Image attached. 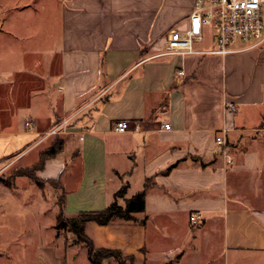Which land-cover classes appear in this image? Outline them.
I'll list each match as a JSON object with an SVG mask.
<instances>
[{
  "label": "crops",
  "instance_id": "1",
  "mask_svg": "<svg viewBox=\"0 0 264 264\" xmlns=\"http://www.w3.org/2000/svg\"><path fill=\"white\" fill-rule=\"evenodd\" d=\"M193 3L0 0V162L31 168L62 140L37 176L60 181L68 217L148 183L136 222L87 223L95 249L134 264H264V43L223 57L206 34L193 53L164 55ZM123 120L133 130L119 134ZM70 252L56 233L37 264H75Z\"/></svg>",
  "mask_w": 264,
  "mask_h": 264
},
{
  "label": "rangeland",
  "instance_id": "2",
  "mask_svg": "<svg viewBox=\"0 0 264 264\" xmlns=\"http://www.w3.org/2000/svg\"><path fill=\"white\" fill-rule=\"evenodd\" d=\"M212 38V31L208 30L206 42L211 43ZM6 164L0 163V264H37L39 248L52 243L56 233L64 237L65 246L71 244L69 259L71 255L77 258L73 263L88 264L87 250L66 239L68 234L63 230L55 229L61 191L49 183L40 188L28 178L13 179L14 173L24 168L5 167ZM4 182L14 183L16 189H8ZM218 241L217 256L220 255ZM219 264H223V258Z\"/></svg>",
  "mask_w": 264,
  "mask_h": 264
},
{
  "label": "built area",
  "instance_id": "3",
  "mask_svg": "<svg viewBox=\"0 0 264 264\" xmlns=\"http://www.w3.org/2000/svg\"><path fill=\"white\" fill-rule=\"evenodd\" d=\"M193 12L189 17L188 29L185 32L175 31L164 45V55H187L193 53V44L202 42L208 30L212 31L215 49L210 52L220 56H227L234 51V46L242 44L252 48L264 43V0H193ZM185 72L177 73V80L181 81ZM231 112L235 106L229 105ZM68 121L47 133L54 136L61 133ZM140 122L134 124L139 128ZM32 127L31 124H28ZM133 126L128 121H119L114 131L119 134L128 133ZM219 145H225L223 137L217 138ZM228 158V156H226ZM229 164L232 161L229 160ZM198 217H192V223L197 224Z\"/></svg>",
  "mask_w": 264,
  "mask_h": 264
},
{
  "label": "trees",
  "instance_id": "4",
  "mask_svg": "<svg viewBox=\"0 0 264 264\" xmlns=\"http://www.w3.org/2000/svg\"><path fill=\"white\" fill-rule=\"evenodd\" d=\"M64 149V142L60 139L55 142L40 156L38 164L31 168H24L16 171L13 179L19 177L28 178L31 182L37 184L40 188L44 183L53 185L56 189H61L62 194L58 199L59 212L56 217L55 229L63 230L67 234L74 236V244L80 245L87 250L88 258L91 264H103L106 260H112L117 264H134V257H124L118 250L95 249L92 241L85 233L87 223L93 222L100 226L109 225L115 221L136 222L135 215L145 211V198L148 183L145 184L144 190L130 199H125L127 186L121 188L115 195V200L106 209L102 211L80 212L75 216L68 217L65 214L66 194L60 181H43L38 178V171L44 168L45 162L56 157ZM1 163V162H0ZM4 186L14 189V183H5ZM118 199H124V205L118 203ZM145 223V220L142 221Z\"/></svg>",
  "mask_w": 264,
  "mask_h": 264
}]
</instances>
